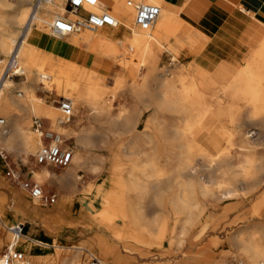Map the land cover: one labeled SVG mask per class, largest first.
<instances>
[{"label":"rangeland","instance_id":"rangeland-1","mask_svg":"<svg viewBox=\"0 0 264 264\" xmlns=\"http://www.w3.org/2000/svg\"><path fill=\"white\" fill-rule=\"evenodd\" d=\"M173 11L177 13L175 21H180L183 27L189 30L187 37L181 34L163 36L144 49L136 51L135 54L130 55L127 49H122V53L107 57L101 63H98L96 57L90 55L88 51L74 44L73 40L90 35L87 32L62 38L89 56L90 61L85 67L99 73L98 78H82L79 75V66L74 62L58 57L50 62L51 64L44 60L43 72L39 71V73L46 74L54 68H59L62 81L79 84L73 96L66 95L73 101L74 106L73 117L65 125L69 133L65 135L60 131L57 133L62 135L65 145L72 154L76 152L82 156L83 163L76 168V173L70 178L74 189L69 194L70 192L61 186L64 182H55L56 178L52 175L38 174L37 178L32 179L30 173L32 170L39 171L44 167L49 174L61 176L68 166L66 168L36 166L33 158L36 147L33 145L23 162H20L13 152L0 144V153L5 154V156L0 155V158L6 163L1 172L3 180L0 185V194L5 196L3 200L0 195V256L6 253L8 241L12 237L4 227L10 228L15 221L24 223L26 230L32 228L34 231L32 237L25 233L23 235L38 241L32 238L37 237L40 227L26 223L19 214L9 208L14 192L22 191L15 180L16 175L19 174L27 184L30 185L34 181L40 186L45 196L55 195L57 199L55 204L73 200L71 205L89 218V224L86 225L88 231L84 227L63 229L58 232L45 231L46 238H43L44 242L40 241L45 245L28 244L26 255L17 245L16 248L22 254L23 264L28 262L27 255L31 246L40 254L39 257L43 255L45 258H50V261L44 264H92V258L98 260L100 264H108L97 251H92L90 255L72 247L87 243L86 239L90 235L97 234V228L107 231L99 223L101 214L107 208L111 216L116 214L119 216L122 213L120 209L125 206L124 202L133 206L140 216V225L132 227L136 230L137 241H132V246L126 248L143 258L139 259V264L149 262V264L158 262V264H234L239 260L249 264L233 239L242 231H246L243 238L250 239L252 225L264 227V200H260V196L264 193V114L253 115L251 109L242 108V103H239L233 114L234 122L240 135L249 133L251 143L247 144L241 136L236 146L228 147L229 133L235 130V125L231 123L226 99L222 97L221 92L218 93L217 100L221 103L205 116L203 122L205 126L192 141L211 158H204L198 152H192L188 157L186 144L191 139L185 138L182 142L174 138L172 126L176 115L159 110L158 103L160 96L167 92L161 85L168 83L169 77L173 74L183 76L184 83L191 86L194 82L198 83L202 80L201 78H206L204 75L214 72L221 62L228 61L235 69L244 68L247 61H243L242 58L246 51L255 50L263 41L264 26L252 16L254 21L242 36L239 50L233 51L227 59L215 57L214 60H208L204 56V51L213 49L209 45V38L182 18L180 9L174 8ZM122 13L132 21L131 9ZM4 17L6 16L0 14V24ZM33 28L36 34L51 37L47 31L36 30V26ZM40 55L48 59L52 54L43 51ZM8 57L0 54L2 61L0 77ZM143 61H145L144 66L140 64ZM201 61L205 63L202 64ZM35 66V63L25 61L24 78L10 80L11 85L25 86L34 80L41 88L37 82L38 77L34 74ZM139 73L143 74L141 78L137 77ZM54 78L55 76L51 77L53 82ZM79 89L92 95L97 106H89L88 109L82 107L77 102ZM15 94L23 95V92L16 90ZM60 95L59 89L54 86L51 92L37 90V96L40 100L43 99V106L59 107ZM127 117L136 121L133 127L122 125ZM0 118L4 121L0 129L6 130L11 126L2 112ZM34 118L37 117H30L32 132ZM189 119L196 120L197 115L192 112ZM52 123L53 117L47 121L41 120L45 131L51 129ZM80 136L87 140L86 146L76 143V137ZM212 139H218L220 144L215 146ZM128 143H131L132 148H126ZM124 149H127L128 153L131 152V155L125 154ZM222 152L225 153L226 158H217ZM85 158L89 160L88 166H84ZM153 165L156 171L161 169L165 173L161 178L160 188V193L168 200L164 206L154 197L158 183L151 168ZM244 166L249 168L247 172L244 171ZM104 181V191L98 197L97 188ZM120 181L131 186L123 202H119V191L123 189ZM224 182L230 185L229 193H224L218 188L217 183ZM106 193L110 194L107 200ZM27 196L31 201L28 193ZM40 204L44 209L51 207L41 202ZM117 215L113 225L123 224ZM164 216L168 224L167 232L158 240L155 238ZM125 233L128 236L129 233ZM105 235L110 244L118 245L112 241L110 234ZM54 241H61L62 244ZM260 244L264 247V241ZM118 246L121 256L125 257L127 253L122 246Z\"/></svg>","mask_w":264,"mask_h":264},{"label":"bare ground","instance_id":"bare-ground-1","mask_svg":"<svg viewBox=\"0 0 264 264\" xmlns=\"http://www.w3.org/2000/svg\"><path fill=\"white\" fill-rule=\"evenodd\" d=\"M100 1L102 3V7L110 9L111 13L116 17V26L105 27L94 32L83 31V33L87 32L90 35H85L83 37L73 40L74 44H77L78 46L86 50V52L88 51L90 55L96 57L98 63L101 60L106 59L107 57L116 56L122 51V49H127L129 54L132 55L135 54L136 51L142 50L150 44L158 41L163 36L181 34L182 36L187 37V35L189 34V30L183 27V23L181 24L180 21H175L177 13L171 10L170 7L165 4L164 0H144L147 3L155 4L160 8V14L157 17L156 21L147 29H142L134 25L133 10L131 8L126 7L121 0ZM11 2L10 0H0V14L6 16L2 18V24H0V54L3 56H10L13 52L17 54L18 64L21 67L23 73V76L21 78H24L23 63L25 61L35 63L36 66L34 74L37 75V82H39V84L41 85V88H39L36 81L31 80L25 86H12L10 80L13 79L9 77H2L1 71L0 112L4 114L11 126L7 127L6 130L4 128L0 129V144L2 145V147L7 148L11 152H13L15 156L20 159V162H23L24 157L27 156L29 149L33 145L32 143L34 141V145L36 147V151L33 154L34 156L41 148V131H30V117L35 116L34 109L36 108V106L44 104L43 99L40 100L37 96V90L41 89L46 92H51L52 86L56 87L55 83L51 80V77L55 76L54 73L52 71H49L46 74L42 73L43 68L40 67V65L37 63L38 52L36 51V47L37 42L41 36L40 34L38 35L34 32L33 26H36V30L38 29L40 31H47L45 29L46 25L54 16L62 15L63 9L61 7L60 0H57L54 6H47L42 11L38 12L31 21V24L28 26L30 0H19L16 1L14 4H12ZM127 9L128 11L130 9L132 10V21L129 20L126 15H123L122 13L124 10ZM77 34L78 33H74L70 36L72 37ZM246 52L247 53L242 58L243 61H247V65L244 68L242 67L241 69H235L231 66V63H229L228 61L221 62L215 68L214 72L208 73L207 76L204 75L206 78H201L202 80H199L198 83L194 82L191 86H187L184 83L185 81L183 76L181 77L174 74L169 77L168 83H163L161 85L166 88L167 92L163 93L160 96V100L158 99V108L161 111L171 112L176 115L172 126L174 138L182 142L185 138L191 139L189 140V142L187 141L188 144H186L188 157L192 152H198L203 155L204 158H211L209 155H206L201 148L195 146L192 141L196 137L197 133L205 126L203 125L205 116L210 111L218 107L219 103H221L217 100V98H219L218 93L220 92L222 93V97L226 99V104L228 105V109L231 115V123L233 122V124L235 125V130L229 133V140L227 141L228 147L236 146L238 144V141L241 140V136L244 137L243 140H245L247 144L251 143V141L249 140V133H243V135H240V131H237V124L236 122H234L235 117H233V114L238 108L239 103H242V108L251 109L253 115L264 114V39L258 44L255 50ZM0 63H2L1 60ZM140 64H143L144 66L145 61ZM39 71L42 72L39 73ZM142 75V73H139L137 77L141 78ZM58 78H61V76H58ZM177 84L179 87H177ZM16 90H20L21 92H23V95H16ZM60 99L61 101H59V103L68 102L73 111L74 106L72 100L65 97H61ZM77 102L84 108H87L89 106H97L95 101H93L92 99V95H90L88 92L83 91L82 89H79V92L77 94ZM54 109L58 113V117L55 125L56 128L54 130H50L56 136L53 144L61 143L62 148L68 149V151H70V149L65 145V141L62 139V135L57 133V131H60L65 135L66 133H69V129H66V126L60 124V122L58 121V118L61 113L60 106ZM192 112L197 115L196 120L189 119V115ZM135 123L136 121H134L132 118L127 117L123 120L122 125L126 127H133ZM111 124L113 125L114 122L112 121ZM76 138V143L78 145H87V140L82 136ZM126 148H132L131 143L127 144ZM127 149H124V153L131 155V152L128 153L126 151ZM222 153L217 158H226L224 156L225 153ZM1 159L3 160V158ZM70 161V166L74 167V169L81 166L83 163L82 156L78 155V153L76 152H73ZM151 168L152 171H154V178L158 183L157 190L154 196L155 200L164 206L168 202V200H166V198L160 193V188L162 182L161 178L165 175V173L161 169L156 171L155 165H153ZM248 170L249 168L247 166H244V171L247 172ZM30 173L32 174V179L33 177L37 178L38 174L35 171L32 170L30 171ZM45 173L48 176L52 175V177H55L60 183L71 182L70 178L72 177V175L75 174L73 169L59 177H57L55 174H49L48 172ZM122 183L123 182H121L120 185L123 189L119 191V202H123V200L125 201V194H127L128 189L131 187L126 185L125 183H123L122 185ZM217 185L218 188L222 189L224 193H229V183H217ZM104 187L105 181L102 182L100 187L97 188L98 197L99 194L104 191ZM22 192H25L26 194L28 193V195H30L29 192L24 188H22ZM109 195L110 194L106 193V200L108 199L107 196ZM260 200H264V193L262 196H260ZM124 204V208L120 209L122 210V213L119 214V216L117 214L116 215L123 222L121 226L122 232L129 233L128 236H126V248H129L130 246H132V241H137L136 230L132 227H135L138 224L140 225L141 221L139 218L140 216H138L137 212L135 211V208H133V206H131L130 204H126L125 202ZM111 209L110 211H112ZM115 216H111V212H109L107 208H105V210L100 216V222H103L107 225H113L115 221ZM116 227L117 226H115V228ZM166 227V216H164L155 239L159 240L164 237L165 233L167 232ZM4 228L7 230L8 233L12 235L11 240L8 241L7 245L11 253L17 245L18 248L22 249L25 255L27 254V248L29 247L28 244L35 243L38 245H45L44 243L39 241L31 240L22 236H17L9 231L10 228ZM245 232L246 231L240 232L233 239L234 244L240 247L241 254L248 260L249 264H264V247L260 244V242L264 241V227L259 225H252V237L250 239L246 238L247 240L243 238ZM118 236L120 239H125L123 234H120ZM54 243L58 244L59 241H54ZM30 248V253L29 255H27V264H44L50 261V258H45L43 255L39 257L40 254L32 246ZM79 250L84 251L81 248ZM0 264H6L5 260H0ZM14 264L23 263L20 260H15Z\"/></svg>","mask_w":264,"mask_h":264},{"label":"crops","instance_id":"crops-1","mask_svg":"<svg viewBox=\"0 0 264 264\" xmlns=\"http://www.w3.org/2000/svg\"><path fill=\"white\" fill-rule=\"evenodd\" d=\"M164 2L171 10L174 8L180 9L182 18L187 20L209 38V45L212 46L213 49H207L204 51V56L208 60H214L215 57L227 59L228 55H230L233 51L239 50L242 36L247 31L248 26H250L254 21L252 16L259 20V22L264 26V0H164ZM36 51L38 52L37 63L42 68L45 59L49 64L50 62L55 61L58 57L74 62L77 66H79V75L84 79L98 78L100 76L95 70L85 67V65H87L90 61L89 56L80 49L70 45L62 38L41 36L37 42ZM43 51H47L52 55H50L48 59L44 58L40 55ZM103 61L104 60H101L99 63ZM201 63L204 64L205 62L201 61ZM51 71L55 75L54 83L59 89V93L61 94L60 98H67L66 95L70 97L73 96L76 93L79 84L65 83L62 81V78H58V76H62L59 68H54ZM54 108H56L54 105L50 107L38 105L34 109L35 117L40 120L47 121L50 117H53V123L51 124L50 130H54L56 128L55 125L58 113ZM212 141L215 146L220 144L218 139H212ZM34 142L32 143L33 146H35ZM85 159L84 166H88L89 160L88 158ZM5 166V161L0 158V185H2L3 180L1 172ZM71 168L76 173L77 169H74V167H71L70 165L64 173L71 171ZM113 170L114 169L112 168V171ZM35 172L43 175L45 172L49 171L43 167L40 168L39 171ZM54 181L60 183L57 179ZM126 185H128V183ZM61 186L70 192L69 194L73 192L74 184L72 182H64ZM1 196L4 200L5 196ZM56 201L57 199L55 202ZM55 202L53 204H45L51 205V207L44 209L40 202L38 204V202L35 203L32 200L30 201L25 192L17 190L13 194L9 208L19 214L26 223H29L32 226L40 227L37 237L32 238L37 239L39 242H44L43 238H46L44 233L45 231L58 232L63 229H76L77 227H84L87 231L89 230L86 227L89 222V218H87L75 206L71 205L73 204V200H65L63 202H58L57 204H55ZM16 222L17 221H15L14 224ZM99 223L107 231L97 228V234L95 236L90 235V237L86 239L88 242L82 245L83 247L75 246L72 248L76 250L81 248L84 252L90 255H92V251H97L103 261L108 264H111L112 262L114 264H139V259L143 258H141L139 254L132 252V250L128 251L126 249V233L121 230L122 224L108 226L102 222ZM115 226L117 227L115 228ZM106 233L110 234L112 241L123 247L125 253H127L125 257L121 256L118 245L116 246L110 244L108 237L105 235ZM25 234L32 237L34 235V231L32 228H29L25 230ZM120 234H123L125 239H120L118 236ZM59 244H62V242L59 241ZM131 255H134L135 257H132Z\"/></svg>","mask_w":264,"mask_h":264},{"label":"built area","instance_id":"built-area-1","mask_svg":"<svg viewBox=\"0 0 264 264\" xmlns=\"http://www.w3.org/2000/svg\"><path fill=\"white\" fill-rule=\"evenodd\" d=\"M16 2L19 0H10ZM123 4L131 8L134 12V25L147 29L154 24L160 14L159 6L147 3L144 0H121ZM57 0H30V13L28 26L31 24L34 16L42 11L47 6H54ZM63 14L54 16L45 29L54 38H67L71 34L83 31L94 32L105 27H115L117 24L116 17L111 13L110 9L103 8L100 0H60ZM97 11V12H95ZM71 16V17H70ZM23 76L21 67L18 64L17 54L13 52L6 60L3 69L2 77L11 79L21 78ZM61 113L58 121L62 125H66L73 117L72 108L68 102L59 103ZM0 124H3V119L0 118ZM34 130L41 131V148L34 158L37 166H45L52 168H66L71 160V152L68 149L62 148L61 143H55L56 136L50 130L45 131L41 125V120L34 118L32 122ZM0 155L5 156L3 152ZM15 180L21 188L26 189L32 199H36L42 204H53L56 200L55 195L45 196L40 186L33 181L29 184L16 175ZM27 180V179H26ZM25 225L16 222L10 227V232L22 236L25 233ZM6 253L0 256V260H5L6 264H14L15 260H22V254L17 248L11 253L9 247H6ZM92 264H100L98 260L92 258ZM234 264H244L243 261H235Z\"/></svg>","mask_w":264,"mask_h":264},{"label":"snow or ice","instance_id":"snow-or-ice-1","mask_svg":"<svg viewBox=\"0 0 264 264\" xmlns=\"http://www.w3.org/2000/svg\"><path fill=\"white\" fill-rule=\"evenodd\" d=\"M80 2V0H77V3H79Z\"/></svg>","mask_w":264,"mask_h":264}]
</instances>
